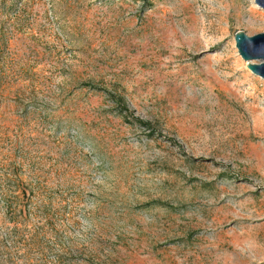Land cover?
<instances>
[{
    "label": "rangeland",
    "instance_id": "374dc122",
    "mask_svg": "<svg viewBox=\"0 0 264 264\" xmlns=\"http://www.w3.org/2000/svg\"><path fill=\"white\" fill-rule=\"evenodd\" d=\"M237 31L254 0H0V264H264Z\"/></svg>",
    "mask_w": 264,
    "mask_h": 264
},
{
    "label": "water",
    "instance_id": "95a60500",
    "mask_svg": "<svg viewBox=\"0 0 264 264\" xmlns=\"http://www.w3.org/2000/svg\"><path fill=\"white\" fill-rule=\"evenodd\" d=\"M256 6L264 10V0H254ZM233 39L237 54L246 62V69L264 80V33L253 36L237 31Z\"/></svg>",
    "mask_w": 264,
    "mask_h": 264
},
{
    "label": "trees",
    "instance_id": "16d2710c",
    "mask_svg": "<svg viewBox=\"0 0 264 264\" xmlns=\"http://www.w3.org/2000/svg\"><path fill=\"white\" fill-rule=\"evenodd\" d=\"M16 197L18 198V201H20V205H21V201H22V197L21 195L17 194ZM21 197V198H20ZM20 209L23 210L24 208H22V206H20Z\"/></svg>",
    "mask_w": 264,
    "mask_h": 264
},
{
    "label": "bare ground",
    "instance_id": "6f19581e",
    "mask_svg": "<svg viewBox=\"0 0 264 264\" xmlns=\"http://www.w3.org/2000/svg\"><path fill=\"white\" fill-rule=\"evenodd\" d=\"M258 7V6H257Z\"/></svg>",
    "mask_w": 264,
    "mask_h": 264
}]
</instances>
